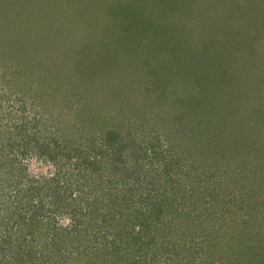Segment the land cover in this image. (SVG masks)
Wrapping results in <instances>:
<instances>
[{
	"label": "trees",
	"instance_id": "16d2710c",
	"mask_svg": "<svg viewBox=\"0 0 264 264\" xmlns=\"http://www.w3.org/2000/svg\"><path fill=\"white\" fill-rule=\"evenodd\" d=\"M6 1L0 0V164L13 169L20 160L36 159L44 165H52L54 170L52 169L51 182L56 197H52L54 201L49 205L50 210L47 215L38 214L39 216L32 215V217L27 212L29 216L23 217V223L31 222L36 230L40 233L44 232L43 234L34 235V230H30L29 232L34 236L31 237L27 232V237H19L16 239L19 245L14 249L5 246L8 243H10L8 246H11L12 234L0 235L2 240L0 249H3L0 262L25 264L26 259L23 256L26 253V256L33 255L37 264H52V262L83 264L82 259H86L91 253L89 249L95 248L98 253L96 256L103 257L106 261L111 260L110 264L130 262L131 264H259L261 254L264 263V248L253 243L248 245L251 250L249 247L240 249L233 242L234 238L232 240L224 236L229 231H225L227 229L223 227L229 222L228 216L225 212L213 208L216 204L208 203L207 200L213 201L212 192L206 196L207 198L204 195L206 189L213 188V177L216 172L210 173V168H205V164H201L199 169L192 166L194 161L197 164L205 161L211 163L208 159L209 153L205 152L211 150V146H216V149L223 144L221 130L225 126L218 121V118L214 119L215 114L234 116V126L230 125V122H223L230 125L225 127L228 128L226 132L229 133L227 138L230 139V136L237 138L241 125L246 124L252 128L249 127V132L258 131L259 141L254 142V146H260L264 130L261 129L257 118L245 115L250 111L249 104L253 103L244 92L250 87L243 86L236 96H228L226 105L217 110L218 113L214 111L209 116L210 134L204 131L203 134L185 136L183 134L185 131L181 128L186 126L183 124L182 127H176V120L181 119L183 113L170 114L164 110V116H159L158 120L147 121L151 130L144 132L146 140L142 142L143 146L137 148L131 146L129 150L128 144H132L130 141L134 136L132 130L139 128L141 124L132 119H128L127 122L119 120L120 117L116 115L115 120L114 114H110V105L126 102L122 101V98L121 100L110 98L108 94L105 97L104 93L110 89V85L113 86L112 84L123 87L131 85L130 90L137 91L138 86L147 78L146 88L142 87V91L146 90V96L152 97L154 101V94L159 95V93L154 86L156 82L149 83V79L154 80L158 77V70L145 69L144 76H141L142 68H135L137 56L132 59L130 69L95 68L90 60L91 51L105 50L107 54L108 49L110 50V33L108 34L106 29H102L100 34H94L92 39L88 35L85 38L84 31H92L89 25H87L88 29L79 24L76 26L77 31L71 33L69 32L71 30L53 20L56 18L55 12H47L48 23L40 32L37 26L43 22L38 18L41 15L34 13L30 8H23L16 2L6 3ZM152 2L154 4L153 0ZM102 4L105 6L102 12L105 11L104 17L108 21L110 15L114 16L116 13L105 1ZM158 4L155 3V6L159 7ZM190 8L196 7L191 4ZM183 9H186L184 4L180 11L185 13ZM199 9L204 10L201 7ZM37 11L43 14L42 10ZM229 15L232 17L234 12ZM127 19L129 18L119 21L114 34L121 41L127 40L122 35L125 29H127L125 36L133 35L131 27L134 24L131 26V21L128 25H120L122 20ZM185 19L187 21L190 18L185 16ZM127 22L129 21L125 23ZM201 27L198 25L187 28L189 38H194L193 41L198 42L197 35L205 30ZM243 31L244 29L236 25L232 29V35L224 36L228 46L220 50L219 54L216 52L213 55L231 53L232 49L227 53L229 48L237 40L240 43L242 40L234 39V35ZM247 36L243 37L247 38ZM221 39L217 37L215 40L223 44ZM92 41L97 47L95 43H90ZM243 44L246 45L245 42ZM247 57L250 61L257 56L247 55ZM248 60L244 58V61ZM255 83H252V87L258 90L256 109L262 108L264 111V94L261 95V90ZM149 85L151 90L148 89ZM117 88L119 89L120 86ZM9 93L14 95L16 100L10 98L4 101L3 96L6 97ZM159 98L161 96L157 99ZM11 100L15 104H10ZM74 114L75 126L71 123ZM214 125H218V128L215 129ZM124 127L126 132L123 131ZM161 127L164 130H161ZM165 129L169 130V134ZM76 133L78 135H74ZM123 133L125 136L122 135ZM148 139L150 142L147 141ZM217 149L221 150V147ZM225 149V152L224 148L222 151L226 154L228 148ZM137 150L143 153L144 158L131 163L129 157L135 156ZM241 155L240 152L237 159ZM243 158L244 156L242 160ZM70 163L78 169L69 166ZM257 164V166L263 165V163ZM244 169L248 171L247 174H254L255 177L259 172L257 167L252 168L250 163H247ZM190 173H193L194 177L192 175L189 178ZM225 173L227 175V172ZM0 175H3L2 171ZM87 175H90L88 180H79ZM255 177L241 178L244 189L241 215H237L236 212L235 217L232 218L235 222L241 221L240 224L247 228L245 231L252 228L253 219L243 214L246 205L244 199L248 200L247 196L252 197L259 191L264 196V181H257ZM8 178L10 177L6 176L4 179ZM43 178L44 181L41 183L45 184L47 180ZM20 183L10 179L6 186L0 181V212L3 211L6 216L28 206L27 202L25 203L24 199L22 201L17 195L16 190H20L17 188ZM104 185L107 194H91L89 188L93 191ZM187 185L190 187L189 190L185 188ZM13 187L17 189L13 190ZM30 188L32 193H27L31 200L34 194H38V189L34 186L25 187V189ZM16 199H20L18 203ZM44 199L50 198L48 199L46 195ZM44 199L41 198V202H44ZM214 199L219 200V198ZM67 200L68 204H63ZM20 206L22 209L16 210ZM73 206L76 209H73ZM67 215L70 216L72 224L58 226L59 216ZM93 216L99 224L92 218ZM27 217L30 218L29 221ZM86 223H89L88 227L93 232V238L89 228L85 226ZM105 223L108 225L110 235L108 248L101 246L100 240H94L96 236L94 231H100ZM231 229V232L241 231L238 228ZM206 230L210 232L206 233ZM91 239H93L92 247L88 245ZM82 240L85 243H82ZM187 240L191 242L185 244L184 241ZM230 244L231 248L228 247ZM184 251H187V256ZM90 257L95 256L91 254ZM90 263L89 260L87 264Z\"/></svg>",
	"mask_w": 264,
	"mask_h": 264
},
{
	"label": "rangeland",
	"instance_id": "374dc122",
	"mask_svg": "<svg viewBox=\"0 0 264 264\" xmlns=\"http://www.w3.org/2000/svg\"><path fill=\"white\" fill-rule=\"evenodd\" d=\"M10 1L18 3L23 8H30L34 13L41 15V17L38 18L41 22L43 20V22L40 26H37L40 32L45 29L48 23L49 17L47 12H55L56 18L53 20L58 21L63 27L65 26L68 30H71L69 31L71 33L77 31L76 26L79 24L87 28V25H89V28L92 29L93 32L91 30L84 31L85 38L88 35L92 39L94 34H100L102 29H106L108 34L110 33V50L108 49L107 54H105V50L96 51V49H94L91 51L90 56L92 58L90 60L95 68H118L117 70L130 69L132 68V59L137 56L138 61L135 68H142L143 71L140 70L141 76H144L143 72L145 69L154 68L158 70L157 74L159 76L155 77L154 80L149 79V83L156 82L154 86H156V92L159 93V95L154 94V98L156 99H154V101L152 97L146 96V90L142 91V87H144V89L146 88L147 78L144 83L138 86L139 90L137 91L139 92L130 90L132 89L131 85L123 87V85L112 84L113 86L110 85V89H107L104 93L105 97L108 94L110 98H115L117 100H121L122 98V101L126 102L125 104H120V102L119 104L114 103V105H110V114H114V119L116 115L120 117L119 120L127 122L128 119H132L141 124L139 128L132 130L134 136L130 141L132 144H128V149L131 146L136 148L140 145L143 146L142 142L146 140L144 132H149L151 130L147 121L153 122L152 120H158L159 116H164L165 111H168L170 114L183 113L181 119L177 118L176 127H182L184 124L186 127H182L181 129L185 131L183 133L185 136L203 134L204 131H206V133L209 132L208 128L211 126L209 124V116L212 115L214 111L217 112V110L224 107L227 99H229L228 96H236L243 86L250 87L249 90L246 89L244 92L253 102L249 104L251 107L249 108L250 111L245 115L250 116V118L253 116L257 118L258 123L261 124V129L264 130V111L262 108L259 110L256 109L258 107L257 103H255L258 101L256 94L258 90L252 87V83L256 82L255 85L260 88L261 95L264 94V0H153L154 4L152 0H7L6 3ZM104 1L110 9L116 13L114 16L110 15L108 21L106 17H104L105 11L102 12L105 9V6H102ZM157 2L159 3V7L155 6ZM183 4L186 8L183 9L185 13L180 11ZM191 4H194L196 8L191 9ZM198 4H200L199 7L204 10L199 9V7H197ZM36 9L42 10L43 14ZM232 12H234V15L231 17L229 14ZM185 16L190 19L186 21ZM126 17L129 18L126 20L129 22L125 23L126 21L122 20L120 25H128L131 21V26L134 24L131 27L133 28V35L125 36L124 34L127 30L125 29L122 35L127 40L121 41L114 34H116L115 31L119 21H121V19H126ZM198 25H201V28H205V30L203 33L197 35L198 42H195L193 41L194 38H189L190 35L187 28ZM236 25L244 29L243 32L234 35V39H242L240 41L243 47L237 40L236 43L238 45L234 43L227 52L229 53L232 49L231 53L214 56L213 54H216V52L219 54L220 50L228 46L224 36L228 34L232 35V29H234ZM95 31L97 32L95 33ZM225 32L226 34H224ZM222 33L224 35H222ZM244 35H248L247 38L243 37ZM217 37L222 38L223 44L215 40ZM249 39L251 40L247 41ZM107 42H109L108 39ZM244 42L246 44L245 46L243 44ZM90 43L93 44L95 42L92 41ZM95 47H97L96 43ZM248 49L249 51L247 52ZM235 51H237V53H235ZM250 52L255 54H249ZM247 55H255L257 57L249 61ZM244 58L248 61H244ZM254 62L257 63L255 64ZM117 86H120V88L118 89ZM149 87H151V85L148 86V89L151 90ZM122 94L123 97H121ZM13 96L11 93L7 94L6 97L3 96V98H5L4 101L10 98L16 100V97ZM160 96L161 98L157 99ZM9 103L15 104L12 100ZM216 118H218V121L225 127L230 125L234 126V116L226 117L224 115L215 114L214 119ZM223 122H230V125L224 124ZM71 123L75 126V114L73 115ZM214 126L215 129L218 128V125ZM225 127L221 130L223 133V144L219 146L221 150L217 149L219 147L215 149L216 146H211L212 149L205 152L207 154L209 153L208 159H210L211 163L205 161L197 164L196 161H194L192 166L194 165V167L199 169L201 164H205V168H210V173L216 172V175L213 177V188L211 190L204 189V195L205 198H207L206 196L212 192L211 199L213 201L207 200L208 203L210 205L216 204L213 208L215 207L216 210L225 212L228 216L227 221L229 222L223 227H226L227 230L225 231H229L226 232L224 236L232 238V240L234 238L233 242L240 249L250 248L248 245L253 243H255V246L259 245L263 249L264 196L262 192L259 191L252 195V197L247 196L248 200L244 199L246 205L244 206L243 214L253 219L251 223L252 228L249 231H245L247 228L240 224L241 221L235 222L232 218L235 217L234 215L236 212H238L237 215H241L240 207L242 205V197L244 198V195H242V192H244L242 179L246 176L251 178L255 177L254 174H247L248 171L244 169L246 164L250 163L252 168L257 167L259 172H257L258 175L255 177V180L264 181V137L260 141V146L255 147L254 142L259 141L257 136L258 131L254 130L249 132V127L252 129L250 125L248 127L246 124H242L240 133H237L238 137L235 139L233 136H230V139L227 138L229 133L226 132L228 128ZM161 130H164L163 127H161ZM123 131H127L125 127ZM160 132L162 133L164 131ZM165 132L169 134V130L165 129ZM165 132L164 135L166 134ZM208 134H210V132ZM74 135H78V133ZM122 135L125 136L124 133ZM231 137L233 139H231ZM147 141H149V139ZM235 143L237 144L235 145ZM223 148L224 152L226 151L225 148H228L226 154L222 151ZM253 148L256 150H253ZM239 149L240 151H238ZM240 152L242 155L237 159V155H240ZM243 156L246 160L244 158L242 160ZM203 157L205 158L206 156L203 154ZM143 158V153L137 150L135 156L130 155L129 161L135 163V161H141ZM233 160L235 162H233ZM255 160L257 161L255 162ZM39 162L40 161L36 159L20 160L18 164L14 163L16 167L13 169L7 168L4 166L5 164H0V171L3 172V175H0V177L4 176L0 179L1 183L7 186L10 179L21 182L17 186L20 190L15 187H13V190L17 189L16 192L18 197L22 199V201L24 199L25 203L27 202L28 204L25 209H22V206L16 208V210H22L16 211L15 214L12 213L6 216L3 211L0 212V235L8 236V233L12 234L11 246H8L10 244L8 243L5 245L7 247L16 248L19 245V241H16V239L19 237H27V232L30 230H34V235H37V233L40 235L44 233L38 232L31 222L28 223L24 221L25 223H23V217L25 215H47L50 210L49 205H52L54 201L52 197H56L53 190V182H51L53 178L52 169L54 170V168L52 165L47 166ZM257 163H263V165L257 166ZM69 166L74 169L77 168L73 163H70ZM148 170L149 174H151L150 168ZM225 172H227V175ZM261 172H263V174H261ZM192 175L194 177L193 173H190L188 177L190 178ZM6 176L10 178L4 179ZM89 176L90 175H87V177H83L79 180H88ZM94 176L95 174H93V177ZM43 177L47 180L45 184L41 183L44 181ZM135 177H137V175ZM37 184H39L38 188ZM26 186H34L38 189V194H34L31 200L27 192L32 193V189H25ZM185 188L188 190L190 189L188 185ZM89 189L91 194H107L105 185L93 191L91 188ZM118 193L121 194L120 192ZM46 195H48V199L50 198L49 200L44 199ZM25 196H27V198H24ZM41 198L44 199V202H41ZM97 198L99 199L100 197ZM214 198H219V200L215 201ZM20 199H16V203H18ZM68 200L63 202V204H68ZM176 204H178V201H176ZM72 208L76 209L74 206ZM27 212H29V214ZM92 218L99 224L95 216ZM107 218V220H109V215H107ZM27 219L29 221L30 218L27 217ZM115 221L117 220H114V222ZM86 222H88L87 219ZM69 224H72L69 215L64 217L59 216L57 221L58 226H67ZM88 225L89 223L85 224L87 228H89ZM231 228H238L241 231L231 232ZM89 230L93 238L91 228H89ZM94 232L96 233L94 240H100V245L108 248L110 246V235L108 233L107 223L104 224V227L100 228V231L96 230ZM207 232L210 231L206 230V233ZM29 235L31 237L34 236L31 235L30 232ZM209 235L211 234L209 233ZM0 242H2L1 239ZM56 242H58V240H56ZM187 242L191 241H184L185 244ZM82 243L85 242L82 240ZM88 245L92 247L93 239L88 241ZM231 246L230 244L228 247L231 248ZM93 249L94 250L90 248L89 252L91 253L87 255L86 259H82L83 264H87L89 260L91 262L90 264H110L111 260L106 261L103 257L96 256L98 253L95 248ZM184 253L187 256V251H184ZM2 254L3 249H0V256ZM91 254L95 257H90ZM261 255L259 264H264ZM23 258L26 259L25 264H37L33 255L26 256L25 253ZM0 264L2 263L0 262ZM52 264L55 263L52 262ZM129 264H131V262Z\"/></svg>",
	"mask_w": 264,
	"mask_h": 264
}]
</instances>
